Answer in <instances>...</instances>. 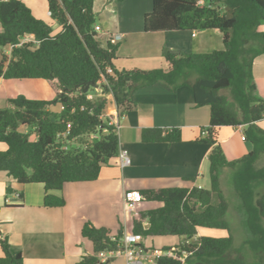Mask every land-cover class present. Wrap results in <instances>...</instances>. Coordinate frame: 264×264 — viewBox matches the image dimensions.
Returning <instances> with one entry per match:
<instances>
[{
  "label": "trees",
  "instance_id": "obj_1",
  "mask_svg": "<svg viewBox=\"0 0 264 264\" xmlns=\"http://www.w3.org/2000/svg\"><path fill=\"white\" fill-rule=\"evenodd\" d=\"M93 2L47 0L50 15L61 28L52 35L50 25L36 18L23 0H0V77L44 79L55 92L51 100L18 94L8 99L9 107L0 109V141L6 145L0 150V171L19 184L42 183L43 205L63 206L64 197L51 191L69 182L96 180L101 167L118 156L117 126L106 115L111 103L121 116L134 107L131 94L139 87L186 85L193 92L195 106L207 105L210 110L199 138L211 146L210 186L138 190L142 200L162 205L142 211L140 219L134 220L133 232L180 239L176 256H160L153 264H251L241 247H235L227 218L230 204L220 178L228 170L249 236L244 245L258 257L257 264H264V192L260 191L264 166L258 164L264 153V129L258 125L264 118V98L256 94L252 73L254 59L264 52V31L259 29L264 22V0H152L151 11L144 15L145 31L217 30L223 47L192 53L164 48L168 68L148 70L115 67L118 44L111 37L105 43L99 38ZM24 35L34 42L19 44ZM6 46L11 48L9 56L1 51ZM87 83L92 85L83 92ZM97 87L102 93L93 98L91 91L98 94ZM55 105L59 111L50 109ZM222 126L242 127L251 146L247 154L226 158L217 138ZM141 140L178 142L181 130L144 128ZM11 192L7 187V193ZM142 220L148 222L147 228ZM199 227L222 229L227 235H199L193 240ZM122 234L86 221L81 235L91 241L93 252L78 264H97L96 253L115 248ZM0 247V264H24L21 252L13 251L7 240H1Z\"/></svg>",
  "mask_w": 264,
  "mask_h": 264
},
{
  "label": "crops",
  "instance_id": "obj_2",
  "mask_svg": "<svg viewBox=\"0 0 264 264\" xmlns=\"http://www.w3.org/2000/svg\"><path fill=\"white\" fill-rule=\"evenodd\" d=\"M23 2L36 18L50 25L52 35L61 30L50 15L47 0ZM151 8L152 0H94L95 24L101 27L99 38L105 43L111 37L118 44L114 59L118 70L167 69L164 48L192 53L223 47L222 35L217 30L145 31L144 15ZM259 29L264 31V22ZM10 49L6 46L1 51L9 56ZM252 73L256 94L264 98V52L254 59ZM18 94L31 99L51 100L55 97L54 90L44 79L0 77V109L9 107L8 99ZM131 98L135 102L134 107L121 116H117L113 103L106 110L107 115L117 119L118 156L101 167L96 180L69 182L61 190L51 191L64 197L66 202L63 206L43 205L45 190L42 183L19 184L6 172L0 171V233L13 251L21 252L24 264H78L84 255L93 252L91 241L81 235L86 221L105 227L112 234L118 230L133 232L134 220L140 219L142 211L162 205L142 200L135 210H128L125 207L126 193L173 186L209 188L208 155L211 146L199 141L201 128L209 122V106H195L193 92L186 85L175 89L159 83L146 85L135 89ZM108 99H111L110 95ZM50 109L59 111L60 106ZM258 125L264 129V118ZM152 127L180 128L181 140L172 143L143 142L141 131ZM242 131L241 126L217 129L218 141L228 160L247 154L251 148L241 138ZM90 138L94 139L96 135ZM5 149V143L0 141V150ZM122 151L130 159L124 166L119 161ZM258 163L264 166V153ZM227 173V170L223 171L220 183ZM7 187L12 189L11 193H7ZM261 188L264 192V186ZM141 222L144 228L148 227L146 220ZM215 230L220 229L199 227L193 240L199 235H227L225 230ZM142 242L147 248L156 244L163 248L177 246L180 239L176 236H143Z\"/></svg>",
  "mask_w": 264,
  "mask_h": 264
},
{
  "label": "built area",
  "instance_id": "obj_3",
  "mask_svg": "<svg viewBox=\"0 0 264 264\" xmlns=\"http://www.w3.org/2000/svg\"><path fill=\"white\" fill-rule=\"evenodd\" d=\"M94 29L99 32L101 27L97 24L94 25ZM117 36H120L117 34ZM34 42V40L29 35H24L19 44L26 42ZM107 72H112L111 68H107ZM97 91L99 94L102 93L101 88L97 87ZM90 98L91 95L89 94ZM107 115V114H106ZM110 124H117V119L115 117H111ZM206 132L203 131V134ZM242 139H244V135L242 134ZM119 161L122 166L129 164L130 159L125 151L119 153ZM142 201V197L138 193V191H134L131 193L125 194V207L128 210H135L137 202ZM4 240L0 233V241ZM143 235L140 233L134 232H126L123 233L121 238L119 239L115 248H106L100 250L96 253L98 263L103 264L109 262L111 259L116 257H124L126 264H153L155 260L160 256H176L175 251L176 247H170L169 249L162 248H147L143 245Z\"/></svg>",
  "mask_w": 264,
  "mask_h": 264
},
{
  "label": "rangeland",
  "instance_id": "obj_4",
  "mask_svg": "<svg viewBox=\"0 0 264 264\" xmlns=\"http://www.w3.org/2000/svg\"><path fill=\"white\" fill-rule=\"evenodd\" d=\"M6 50L7 49H5L4 51H6ZM91 93H92L93 98L99 97V95H100L99 93L97 94L93 90L91 91ZM106 97L108 98L109 95H106ZM258 164H260V163H258ZM223 178L224 179H223V182L221 183V189H222L223 193L225 194V196L227 197V199L229 200V204H230L229 211L227 213V218L231 224L232 232H233L234 237H235V239H234L235 247H241L242 252H243V256L246 259H248V261L251 264H252V262H253V264H257L258 260H259L258 257H254L255 254L252 251H250V249H248L247 246L244 245L245 239H247L249 236H248V232L245 228V224L243 223V220H242L243 216H242V211H241V207L239 204V200L233 191V187H232V183H231V180H232L231 172L228 171L227 175L225 174V177L223 176ZM262 186H264V184ZM261 190H262V188H260V191ZM138 204H140V202H137V205ZM221 230L222 229L215 230V232H224V230L223 231H221ZM157 246H158L157 244L156 245H150V248H161V247H157ZM109 262H110V264H126L124 257H116V258L111 259Z\"/></svg>",
  "mask_w": 264,
  "mask_h": 264
},
{
  "label": "water",
  "instance_id": "obj_5",
  "mask_svg": "<svg viewBox=\"0 0 264 264\" xmlns=\"http://www.w3.org/2000/svg\"><path fill=\"white\" fill-rule=\"evenodd\" d=\"M90 85H92V84L87 83V84L84 86V88H83V92H86V91L88 90V88H89ZM93 86H94V85H93Z\"/></svg>",
  "mask_w": 264,
  "mask_h": 264
}]
</instances>
